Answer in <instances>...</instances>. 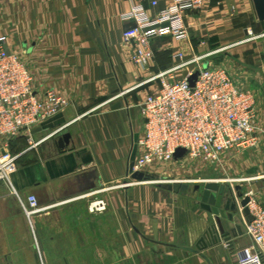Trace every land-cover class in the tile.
<instances>
[{
    "label": "crops",
    "instance_id": "obj_1",
    "mask_svg": "<svg viewBox=\"0 0 264 264\" xmlns=\"http://www.w3.org/2000/svg\"><path fill=\"white\" fill-rule=\"evenodd\" d=\"M171 1L0 0V35H9V52L28 65L36 92L54 89L72 101L35 126L31 140L0 138V147L20 154L14 187L39 202L28 215L0 181V264H238L252 246L242 210L243 234L221 238L196 184L188 193L149 180L125 185L144 132L141 105L160 87L140 83L176 63L177 52H206L224 26L225 0H212L187 17L188 39L156 37L154 66H136L134 45L123 39L132 25L124 15L142 5L154 16ZM228 186L237 195V186ZM100 200L106 209L91 211Z\"/></svg>",
    "mask_w": 264,
    "mask_h": 264
},
{
    "label": "built area",
    "instance_id": "obj_2",
    "mask_svg": "<svg viewBox=\"0 0 264 264\" xmlns=\"http://www.w3.org/2000/svg\"><path fill=\"white\" fill-rule=\"evenodd\" d=\"M211 2L172 0L154 16L142 5L133 6L124 15L132 25L123 34L124 41L134 45L133 63L151 69L155 63L151 41L167 35L188 39L187 17L201 12ZM252 34L251 29L248 30V37ZM8 41L9 35H0V138L26 136L31 140L35 126L60 113L72 101L54 89L42 95L36 92L28 65L18 54L9 52ZM226 48L229 46L203 53L193 51L189 58L177 52L176 63L140 83L159 82L160 87L141 105L144 132L138 140L139 153L131 163L125 185L141 182L133 178L134 173L150 175L151 169L164 163L187 159L216 163L225 152L252 148L259 143L261 113L255 93L241 86L228 69L214 67L210 61L211 56ZM197 71L199 75L192 86L190 79ZM180 148L185 149L186 154L175 160ZM19 157L20 154L12 153L9 144L0 147V181L17 195L30 215L39 210L37 197L29 195L24 200L11 179ZM245 195L250 197L248 209L252 217L250 221L245 219V230L252 246L239 254L237 263L264 264V203L257 200L253 192ZM90 208L103 211L106 203L96 201Z\"/></svg>",
    "mask_w": 264,
    "mask_h": 264
},
{
    "label": "rangeland",
    "instance_id": "obj_3",
    "mask_svg": "<svg viewBox=\"0 0 264 264\" xmlns=\"http://www.w3.org/2000/svg\"><path fill=\"white\" fill-rule=\"evenodd\" d=\"M219 8L223 12L220 19L224 20L221 22L224 26L209 38L205 49L229 48L210 57L212 66L225 67L241 86L253 90L259 111L264 110V37H260L264 34V22L259 21L253 0H225ZM245 28L251 29L253 34L248 37ZM259 129L260 140L255 147L225 152L216 163L191 159L164 163L150 170L149 181L183 180L192 186L207 180H220L226 185L239 186L243 193L253 192L254 197L264 203V112Z\"/></svg>",
    "mask_w": 264,
    "mask_h": 264
},
{
    "label": "water",
    "instance_id": "obj_4",
    "mask_svg": "<svg viewBox=\"0 0 264 264\" xmlns=\"http://www.w3.org/2000/svg\"><path fill=\"white\" fill-rule=\"evenodd\" d=\"M254 8L259 21L264 22V0H253ZM207 66V64H206ZM199 75L197 71L190 79L191 85H195V81ZM70 134H64L60 143L63 145L69 141ZM186 154V150L180 148L175 153V160L182 159ZM133 178L139 181H147L151 178L143 172H136ZM159 185L164 189L173 191L175 193H188L192 186L186 182H159ZM194 191L199 192L197 199L200 205L212 213L218 227V233L222 239L231 242L233 237L243 234V225L238 220L239 213L245 216L247 221L252 219L248 209L250 197L245 195L238 186L234 194L231 187L221 183L219 180H209L204 183H197L194 186ZM241 199L240 201L237 199Z\"/></svg>",
    "mask_w": 264,
    "mask_h": 264
},
{
    "label": "flooded vegetation",
    "instance_id": "obj_5",
    "mask_svg": "<svg viewBox=\"0 0 264 264\" xmlns=\"http://www.w3.org/2000/svg\"><path fill=\"white\" fill-rule=\"evenodd\" d=\"M195 186V185H194ZM194 186H193V189H194ZM193 191V190H192ZM197 194H196V197L199 195V192L195 191ZM198 200V199H197Z\"/></svg>",
    "mask_w": 264,
    "mask_h": 264
}]
</instances>
